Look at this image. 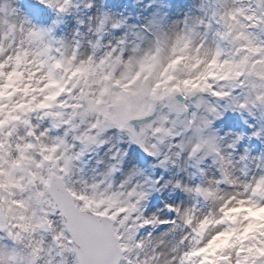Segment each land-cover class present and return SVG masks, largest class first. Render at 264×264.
<instances>
[{"label":"snow or ice","instance_id":"6c2138e0","mask_svg":"<svg viewBox=\"0 0 264 264\" xmlns=\"http://www.w3.org/2000/svg\"><path fill=\"white\" fill-rule=\"evenodd\" d=\"M70 2L64 0L65 4ZM58 11L64 12L66 8L59 7ZM198 24L211 33V42L204 36L195 43L194 30L189 29L178 38L168 64L155 65L160 67L161 74L155 84L148 86L147 94L143 89L113 93L106 87L100 104L83 90L80 97H70L82 100L86 112L102 115L105 125L126 133L128 141L157 158L160 167L195 168L199 182L192 179L195 174H189L188 180L176 176L174 182L168 181L174 189L194 197L195 206L217 196L219 189L208 183L231 182V156L225 154L214 136L205 135V130L213 127L226 109L244 110L257 103L264 106V0H217L207 22L201 20ZM8 27L15 31V26ZM51 34V28L29 29L28 46L21 44L7 62L0 61V89L12 87L6 81L22 78L26 73L29 81L43 85L35 91L44 97L38 103L35 96L28 103L23 102L24 97L13 102L17 92L28 95L32 85L26 84L23 89L14 87L7 102L0 98V264H132L126 254L143 247L138 233L149 226L172 225L175 221L159 217L149 221L144 215V201L158 181L149 183L146 179L142 185L136 184L124 192L126 201L113 195L107 197V204L104 198L97 200L77 190L71 177L85 155L84 146L94 138L76 137L81 150L69 154L66 137L55 136L46 142L49 133L37 132L39 125L31 114L36 109L47 110L46 101L62 97L74 86L87 87L73 78L77 74H91L87 65L75 63L74 56L63 55L57 46L60 42ZM16 43L13 41L14 47ZM3 53L4 45L0 43V54ZM149 59L155 62L158 57ZM91 64L89 61L88 65ZM9 66L11 71L6 72ZM37 76L40 78L36 79ZM105 79L112 77L105 74ZM115 86L122 87L121 81H115ZM104 96L110 97L107 108L103 105ZM190 98L195 102L189 103ZM57 107L68 104L61 99ZM158 107L163 111L155 122L137 125L142 117L155 115ZM63 115L46 111L52 128L61 126ZM98 126L100 121L93 125ZM177 126L183 131H178ZM207 158H211V164L203 167ZM213 166L219 169L220 178L206 182L204 178ZM112 171H117L115 164ZM243 188L251 196L233 198L236 203L250 205L249 215L264 211V176L246 182ZM195 206L185 209L166 205L175 216L183 215L185 225L192 223ZM229 210L238 211L230 209L229 204L220 208L225 216ZM260 219L264 220V216ZM257 227L264 225L237 221L235 227L229 228L235 240L225 245L230 251L226 250L221 257L224 264H231L233 255L235 264H264V231L250 234ZM147 236L151 238L152 233ZM217 238L212 236L204 247L185 251L180 264H196L192 258L206 252Z\"/></svg>","mask_w":264,"mask_h":264},{"label":"clouds","instance_id":"9594fccd","mask_svg":"<svg viewBox=\"0 0 264 264\" xmlns=\"http://www.w3.org/2000/svg\"><path fill=\"white\" fill-rule=\"evenodd\" d=\"M38 2L57 15H62L69 10L73 13L79 11L76 20L80 27L67 36L57 38L53 34L51 35L60 42L57 46L63 55L69 58L74 56L75 63L87 65L91 74L88 75L86 72L83 76L77 74L73 78L78 84L83 81L87 87L81 89L74 86L62 97L46 101L49 105L47 110L36 109L31 114L33 121L39 125L36 130L37 132L44 130L49 133L45 137L46 142H51L55 136L66 137L69 154H72L73 151L80 152V141L75 139L78 136L88 135L94 138L84 146L85 154L89 151H95L100 145L109 144V152L112 159L116 161L115 163L105 161L104 168L100 171L94 170L91 175L84 173L77 163L71 179L77 190L83 191L97 200L104 198L105 204L108 203L107 197L113 195H116L117 200L126 201L127 197L124 196V192H127L129 187H135L136 184H143L141 182L143 177L138 169L122 174L123 179H118L115 176V173L119 171L117 166L123 157L119 144L122 138L127 137V134L122 133L119 129L111 131L113 129L110 125L104 124L102 115L86 112V104L82 100L78 101L70 99V97H80L81 90H83L86 96L95 99L100 104L103 89L106 87H110L113 93L122 92L126 89L135 93L143 89L147 94L148 86L155 84L157 77L161 74L160 67L155 65L168 64L178 38L183 37L189 29H192L194 30L192 33L193 41L197 44L201 41L202 32L198 27V22L205 21L204 17H189L187 21L173 20L170 24L163 25L156 23L152 18L145 17L144 23L137 27L127 24L126 18L120 14L106 9L105 0H75V3L74 0H71L70 4H65L64 0H38ZM32 5H37V0H0V43L4 45V53L0 54V61L7 62L8 57L12 56L21 44L27 47L29 29L40 28L32 22L29 15L28 8ZM201 6V4L195 5L197 8ZM59 7H65L66 11L59 12ZM203 7L207 13L209 8L212 11L215 6L203 5ZM8 25L15 26V31H9ZM117 29H123L122 35L113 34L114 30ZM5 33H7V37L4 36ZM13 41L17 42L15 47ZM150 57H158V60L153 62L149 59ZM89 61H92L91 65H88ZM5 71H11V66ZM105 74L110 75L112 79H105ZM39 78V76L36 77V79ZM21 80L23 83L20 82ZM117 80L121 81L122 87L115 86ZM6 82L12 87L0 89V98H3L5 102H7L8 94L13 92L14 87L23 89L26 84L32 85L28 95L25 96L23 91L17 92L13 102H18L21 97H24L23 102L28 103L33 99V96H35L37 103L44 100L41 93L35 91L37 87L43 85H37L34 80L29 81L26 73L22 78L13 77L11 81ZM61 99L68 104V107H57ZM109 99L110 97L104 96L103 105L105 108L109 107L107 104ZM194 102V98H190L189 103ZM77 104L83 106L76 107ZM46 111H59L64 114L63 123L60 127H51V121L47 119ZM162 111L163 109L158 107L155 115L142 117L136 121L137 125L152 124ZM236 111L255 114L258 118L264 116V106L259 103L250 105L248 109H236ZM97 121H100L101 126L94 128L93 125L97 124ZM177 130L183 131L179 126H177ZM204 134L214 136L225 150V154L231 156L232 164L229 169L231 182L222 185L208 183V186L219 189L217 196L207 201H201L198 206H195V198L191 196L192 205L176 204V208L183 207L185 209L195 206L192 223L185 225L183 215H176L173 219L175 224L170 225L165 232L152 235L151 238L148 236L141 237L143 247L135 248L126 254L131 257L132 264H180L185 251L192 247H204L207 240L212 236L218 237L212 246L206 252L192 259L196 261V264H224L221 257L227 250L225 245L235 240V234L228 231L230 227H235L237 221L245 225L249 221L253 225H264V220L260 219L264 216V211H255L249 215L250 205L241 206L233 199H247L251 196L250 192L245 193L243 185L246 182L252 183L256 178L264 176V160L255 157L249 158L245 155H234V147L231 148L233 151H230L229 146L233 144L236 138L228 133L221 135L219 130L210 127L205 130ZM83 157H81L80 162H82ZM114 164L117 167L115 172L112 171ZM211 169L209 168L207 176L204 178L206 182L220 178L212 173ZM216 169L219 171L218 168ZM130 177H132L131 180ZM225 204H229L230 209L236 208L238 211L229 210L225 216L220 211V208ZM245 216L248 217L247 220L244 219ZM153 217L161 218L160 215L154 213L146 216V219L151 221ZM208 217L214 219H207ZM158 226L159 224L152 227L153 231ZM259 231H264V228L257 227L254 233L250 234H258ZM200 232L206 233V235L200 236ZM221 233L225 234L221 235ZM197 240L200 243H197ZM235 259L233 255L231 264H235Z\"/></svg>","mask_w":264,"mask_h":264},{"label":"rangeland","instance_id":"374dc122","mask_svg":"<svg viewBox=\"0 0 264 264\" xmlns=\"http://www.w3.org/2000/svg\"><path fill=\"white\" fill-rule=\"evenodd\" d=\"M128 0H112V2L105 7L106 9H110L113 12H116L120 14L121 16L126 18L127 24L130 25H135L139 27L141 24L136 23L135 19L133 18V13L131 6L128 5L126 7V3ZM134 5L137 8V18L142 20V23H144V18L149 17L152 18L156 23L163 25L166 23H171L173 20H185L189 17L193 18H199V17H204L205 22H207L208 17L210 16V10H208L207 13L204 11L203 5H210V0H132ZM201 4L202 6L200 8L195 7V5ZM79 16V11H77L76 15H73L71 24H73V28L75 27H80L77 24L76 17ZM199 29L202 32V37L206 36L207 40L211 42L212 36L211 33L207 32V30L204 29L202 25H198ZM123 33V29H117L114 30V35L120 36ZM219 122H216V124H213V127L219 130L221 135H224L225 133H228L231 135L233 138L237 139L238 136V131L236 129V124L240 123L241 121V114L239 111L233 110V109H226L223 111V115L219 118ZM113 131V130H111ZM123 142H120V150L123 152V157L120 160L121 162L124 163L125 170L120 171L118 174V179H123L124 173H128L132 170L138 169L140 173L142 174L143 179L141 180L142 183L146 180L147 173L144 171L142 165L138 161L137 157L133 158L132 156H129L128 158L124 155L125 152V137L122 138ZM110 145L107 144L104 147H98L97 148V160L95 159V163L98 164V166H103L105 161L108 162H113L114 159L111 157V153L109 152ZM114 151V149H113ZM230 151H233V149H230ZM241 147L237 144L234 146V155H241ZM257 158L254 154H251V158ZM257 159H262L264 160V157H259ZM129 161L135 162L134 164H130ZM156 161L158 159L156 158ZM91 162V159L87 160L86 167L83 166L82 162H79L78 165L83 168V172L85 169L89 167V163ZM152 164L154 165L153 159H152ZM208 164H211V158H207L206 164L202 165L203 167H207ZM163 175L159 171V176L161 179V187H162V192L164 194V199L166 200V203H153V208L151 211H149L150 208H147L144 210V215L148 216L151 214H157L160 215L162 219L166 220H173L175 217L174 213H167V210L165 208L166 204H184V205H190L192 203L190 196L187 193H184L178 189H174L171 184L167 183L168 181H173L174 182V177L180 176L183 177L184 180L189 179V174L192 173L191 167H186V168H173V167H168V168H163L161 167ZM180 170L183 171V174L180 173ZM212 173L218 175V171L215 166L212 167L211 169ZM85 173V172H84ZM89 175L93 173H87ZM192 179L193 176H192ZM196 181V179H194ZM199 182V179L198 181ZM152 202V198L150 197V194L147 198L146 201H144V206L148 207L150 203ZM149 211V212H148ZM170 225L168 224H161L158 227L155 228V231H153L152 227H146L145 229H142L139 233L137 238H141L144 236H147L149 232L152 233V235H158L160 233L165 232Z\"/></svg>","mask_w":264,"mask_h":264}]
</instances>
